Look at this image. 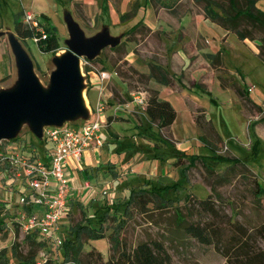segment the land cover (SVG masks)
I'll return each instance as SVG.
<instances>
[{
  "label": "rangeland",
  "instance_id": "obj_1",
  "mask_svg": "<svg viewBox=\"0 0 264 264\" xmlns=\"http://www.w3.org/2000/svg\"><path fill=\"white\" fill-rule=\"evenodd\" d=\"M129 1L123 2L124 8L128 3L129 7L127 12L121 15L120 22L114 25L98 17L94 11L89 13L79 2L67 3L66 7H59L57 13L51 8L47 12L50 21L46 22L56 27L59 37L58 47L54 51L39 50L32 39L25 41L19 39L33 63L35 74L45 87L49 84V75L55 67L53 57L68 48L65 44L68 38L63 19L65 12L73 15L86 36L94 35L103 27H108L111 36L120 37L122 46L118 51H112L109 47L103 49L97 59L87 65L90 68L88 72L84 69V58H81V72L85 83L83 93L87 107L92 112L88 118L97 117V102L103 100L105 102L103 113L106 118L104 127L108 128L107 120L111 117V121H114L113 128H109L108 131L111 132L110 134H116V137L109 142L103 140L100 146V152H102L100 157L92 156L91 159H84V170L79 179L77 178L79 172L74 173V170L69 168L67 175L71 185L70 191H76L81 206L77 205L70 209L66 216L67 219L60 223L64 234L59 235L62 239L63 235L65 238H73L71 229L73 225L93 222L97 217L94 216L95 211L100 214L102 209L109 207L110 211L105 214L102 221L104 236L87 238L84 233L79 236L84 259H88L87 253L90 250L100 251L103 259H107L109 255L116 253L117 241L121 242L120 248L124 246L130 249L139 241L156 240L162 243L171 255L172 264H223L225 258L213 245L202 244L183 233L178 223L181 218L188 221L198 220V218L205 219V215L201 216L193 209L190 199L205 198L209 194H212V199L224 214L225 219L218 222V225L224 229V237L231 233V225L229 222L227 224L226 220L237 221L252 233L254 228L264 222V193H259V189L256 188L259 184L261 186L259 188L264 189V64L257 54L242 43L234 33H227L219 24L205 19L202 25L207 30L208 37L214 41L210 45H216V50L220 52L226 69L223 70L222 65L217 67L212 64L214 71H219L217 74L220 78L216 76L214 84L206 87L203 85L201 87V82L190 85V81H185V78L181 76L178 83L174 82L175 90L181 89L184 85L186 90L183 94L189 95L190 98L185 99L186 109L175 104L178 117L172 131H170V126L159 128L155 123H151L152 129L149 136H143L138 130L135 134L136 124L141 122L143 118L141 113L144 114L145 110L134 104L129 105V110L115 109V106L119 104L116 100L114 101L115 106L111 109L108 104L112 98V90L116 88L124 98L122 103H127L130 100L129 92L160 89L163 85L154 81L145 84L133 79L131 87L127 84L130 80L126 81L114 70L119 67L127 72L128 65L133 64L136 69L147 72V63L150 61L160 63V60H163L154 53L149 56L148 52H156V43L152 36L144 40L151 31L144 22L156 29L165 30L162 36L168 57L173 51L182 55L180 52L182 45L178 40V31L156 21L150 9H144L145 0ZM164 1L171 2L168 0H154L152 4L148 2L156 16L161 10L169 12L187 8L200 11L193 0L170 3V7H167ZM136 5H139L138 14H136ZM258 6L264 10V0H260ZM18 12L17 0H0V31L3 32L0 36V89L13 87L18 77L10 40L11 35L15 34L14 19ZM26 13L32 14L38 21L45 22L39 11L33 9L23 12V21ZM136 15L143 17V25L132 34H128L131 26L127 22ZM190 19V15H186L183 18V24L185 25ZM224 35L227 38H223ZM101 66H104V69H101ZM99 70L108 71L111 81L107 84L96 83L99 85L98 89L94 85ZM113 72H116V76ZM115 77L125 87V92H122L121 88H118L119 84L113 81ZM244 77L248 78L250 84H247V80L244 81ZM220 79L233 80L246 86L248 96L260 105V110L250 106L244 99L240 98L238 101L231 89H223L220 86ZM165 95L163 96L170 98L174 103V94ZM195 104L203 107L201 108L204 109L206 118L208 116L211 119L219 138L216 137L214 131L207 128L201 131L195 126L196 123H189L188 108L193 117L196 114L195 110L200 108L195 107ZM111 112L113 115H110ZM127 115L131 120L124 117ZM78 121L74 120L69 124L74 126ZM171 132L179 142L174 139ZM159 134L168 141L167 144L160 140ZM199 134L204 135L205 139L201 140ZM15 138L13 142L1 141L0 150L5 146H19L25 142L33 143L35 147L41 148L40 139L33 135L27 125H23ZM186 146L188 148L184 150ZM25 149L28 150L27 147ZM176 154L182 156L178 164L174 158ZM191 155L202 156L203 160L194 161L185 173L184 166L189 164ZM215 156H235L240 160L232 164L228 160L218 161ZM90 167L93 173L87 174L85 168ZM2 168L0 164V201L4 203L1 215H8L9 218L0 230V264H20L35 247L26 238L29 233L25 232L15 219V214L20 210L18 205L19 189L21 190L18 182L20 180L14 176L8 178ZM114 174L118 177L115 182L112 179ZM85 181H89L90 185L80 187ZM158 184L166 187L164 196L173 199V202H165L164 205L158 207L160 200L156 199L153 204H148L144 212L129 205L124 210L125 201L130 196L131 190L149 189ZM77 187L81 188L80 191ZM187 195L190 198L189 201L185 199ZM110 236H113L114 243L110 241ZM34 237L36 242L41 243L38 246L35 245L37 246L35 264H44L46 261L52 264L62 262L63 247L51 246L52 243L45 240L46 243L39 233L33 234L31 239ZM258 244L264 249L262 241L258 240Z\"/></svg>",
  "mask_w": 264,
  "mask_h": 264
},
{
  "label": "trees",
  "instance_id": "obj_2",
  "mask_svg": "<svg viewBox=\"0 0 264 264\" xmlns=\"http://www.w3.org/2000/svg\"><path fill=\"white\" fill-rule=\"evenodd\" d=\"M147 1L152 4V1L154 0ZM168 1H171L170 3L173 4L181 0ZM259 1L260 0H193V3L198 6L205 19H209L219 24L227 31L233 32L241 41L248 40L254 42L257 47V56L264 63V10L258 7L257 3ZM165 3L164 4L167 5V7H170V3ZM41 17L45 20V22L42 20L38 21L42 32L39 29L26 24L23 21L22 13L16 14L14 19L15 34L22 41L36 38L37 47L41 51H54L58 47L59 37L57 29L55 26L46 22L48 20L47 16ZM141 25H143L142 21H137L128 29V34H132V32ZM109 48L112 51H118L122 48L121 42ZM96 59L97 57L92 60H85H87L89 64ZM99 63L101 62L99 61ZM88 64L84 65L86 72L90 70L87 66ZM101 69H104V66H101ZM127 69L126 72L118 67L114 71H116L119 76L126 79V81L129 79L130 82L128 81L127 84L131 87V80L133 79L145 84L154 81L157 84L167 86L173 85L174 82L177 81V77L170 74L167 69L157 61H150L148 63L147 72L138 70L132 65H128ZM232 87L241 99H244L250 106H254L260 110V105L256 104L247 96V88H240L234 83L232 84ZM140 91L146 93V105L144 110L149 122V125L143 130L150 132L152 129L150 123H155L159 128L169 127L176 117V111L172 104L159 97L158 89ZM111 96L112 100H116L118 103L124 102V98L116 88L112 90ZM195 112L196 114L193 119L198 129L203 131L207 128L208 130L214 131L216 137L219 138V134L217 132L215 133L211 121L206 118L204 109L197 108ZM110 120L111 117H109L107 121L109 122ZM159 137L164 144H167L168 141L165 138H162L160 134ZM15 139L16 138L13 140ZM200 139H205L204 135L201 134ZM207 146L209 147L208 144ZM181 157L182 156L176 154V157H174L176 164L180 163ZM203 157L206 158V156ZM215 158L221 162L227 160L231 161L232 164L238 163L240 160V158L235 156H215ZM197 159L203 160L202 156L191 155L189 157V164L184 166L185 173L189 166ZM259 187L261 186L257 184L256 188L259 189V193H264V189ZM165 189V186L158 184L149 189L141 188L131 190V194L124 204V210L129 205L144 212L147 210L148 204H153L156 202V199L160 200L158 207L164 205L163 203L165 202H173V199L164 196ZM185 199L189 201L190 198L187 195L185 196ZM190 201L193 204V209H195L199 215H205L206 218H198V220L194 221H188L181 218L178 224L183 233L196 239L202 244L213 245L225 258L223 264H264V249L258 244V240L264 243V222L254 228L252 233L241 223L226 220V223L228 224L229 222L231 225V233L224 237V229L218 225V222L225 219V217L219 205H217L212 199V194L207 195L205 198L194 197L193 199H190ZM3 207L4 203L0 201V230L4 227V224H6L7 219L9 218L8 215H1ZM109 211V207L102 209L100 214H98V211H95L94 216L97 217H95L94 222H83L71 227L73 238L65 239L63 243V259L59 264H172L171 255L164 248L163 244L156 240L139 241L130 249H127L124 246L120 248L121 242L117 241L115 245V248H117L116 253L109 255L107 259L104 260L101 252L98 250L88 251V259H84V256H82V246L79 241V236L82 233L86 234L87 238L104 236L102 221L105 214H108ZM11 217L12 216H10V218ZM33 234L36 233H30L26 238L34 244L33 247L35 248L30 250L27 257L22 260L20 264H35L34 258L37 253V246L41 243L36 242L35 237L31 239ZM112 237L113 236H110L109 239L114 243L115 240H113ZM44 264L52 263L46 261Z\"/></svg>",
  "mask_w": 264,
  "mask_h": 264
},
{
  "label": "built area",
  "instance_id": "obj_3",
  "mask_svg": "<svg viewBox=\"0 0 264 264\" xmlns=\"http://www.w3.org/2000/svg\"><path fill=\"white\" fill-rule=\"evenodd\" d=\"M24 22L42 32L38 20L32 14L26 13ZM32 40L37 42L36 38ZM84 62L88 64L85 59ZM97 76L102 84L110 78V73L99 70ZM130 104L144 108L146 93L133 91L130 100L127 103H119L115 109H128ZM104 105L103 100H98L97 117L84 120L78 127L68 122L61 126H45L41 148L25 142L19 146H5L0 150L2 171L6 172L8 178L14 176L20 180V210L15 214L16 222L29 234L39 233L44 241L51 242V246L55 248H62L66 239L64 235L63 239L59 235L64 233L60 223L68 210L71 190L65 172L66 165L69 161L81 162L83 153L88 148L102 145L101 130L106 123ZM4 141L13 142V139ZM87 186L89 184L85 182L84 187Z\"/></svg>",
  "mask_w": 264,
  "mask_h": 264
},
{
  "label": "crops",
  "instance_id": "obj_4",
  "mask_svg": "<svg viewBox=\"0 0 264 264\" xmlns=\"http://www.w3.org/2000/svg\"><path fill=\"white\" fill-rule=\"evenodd\" d=\"M17 1H18V9H19L18 13L23 14V12L25 10H28V9H33L34 11L37 10V11H39L40 16H47V19L49 21H50L49 14L47 12L51 8H52V10L55 9L56 13H57L59 10V7L63 8V7H66L67 3L79 2L83 8L85 7L87 9V11H89V13H93V11H94V13H96L98 15V17H100L102 19L104 18L111 25H114L115 23L120 22L121 15L125 14L127 12V8L129 7V3H128V5L124 8L123 2L125 0H17ZM257 5H258V3H257ZM136 7H137L136 14H138L139 5H136ZM146 8L150 9L151 14L156 21L166 24L168 27H170L174 31H178V40L181 42V45H182V47H181L182 51L180 49V52L182 53V55H179V52H177V51H173L172 55L170 57H168V53L166 51V44H165V41H164L163 36H162V33L165 30L163 28L162 29H156V28L152 27L148 23L144 22V20H142L143 19L142 16L140 17L139 15H136L133 18L129 19V21H128L129 23L127 22V24L129 26H132L137 21H142L151 30L149 35L147 37H145L144 40L146 38L152 36V38L155 39L156 52L155 51L148 52L149 56H151L154 53L157 56L162 57L163 60H160V63H162L161 65L164 66L170 74L177 77V81H176L177 83H178L179 78L181 76H183L185 78V81L186 80L188 82L190 81L189 82V83H191L190 85L196 84L198 82H201V84H200L201 87H202V85L205 87L209 86V85H213L215 82V77L216 76H217V78H220V77L217 74L219 71L218 70L214 71L212 64H214L217 67H220L222 65L223 70L226 68L224 66V62H223V59H222L220 52H218V50H216V45H214L215 47L210 45V44L214 43V41L208 37V34L206 32L207 30L204 29V27L202 25L203 21L205 20L202 13L200 11L197 12L195 10H188L187 8L186 9L183 8V9L177 10L176 12L175 11H169L168 12V10L166 12V11L161 10L157 13V16H156L155 13L153 12L152 8L149 7L148 1L145 0L144 9L146 10ZM18 13H16V14H18ZM186 15H190L191 19L188 20L187 23L184 25L183 24V18ZM226 32L230 33L227 30H226ZM223 38H227V36L224 35ZM241 42L244 43L245 45H247L248 47H250L252 49V51H254L257 54V47H256V44L254 42H251L248 40H244ZM147 67H148V63H147ZM138 70H140V69H138ZM113 74H114V76H116V72H113ZM241 76L243 78L242 74H241ZM96 81H95L94 86H96L99 89V85H96V83L97 84L100 83L98 76H96ZM109 81H111V76L108 80H105L104 83L107 84ZM113 81L115 83L119 84L120 87H118V88L119 89L121 88L122 92L126 91L125 87L119 83V80L116 77L113 79ZM185 81H184V83H185ZM244 81H246L247 84H250L247 77L246 78L244 77ZM181 82H182V78H181ZM233 83L236 84L240 88L246 87V86H242L240 83L235 82L233 80L225 81L223 79H220V82H219L220 86L223 89H231L235 93V95L237 96V99L239 101V99L241 97H239V95H237L234 88L232 87ZM174 86H175V84L170 85V86L163 85L162 88H160V89L157 88L159 91V97L161 99L169 101L176 111V117L169 127L170 131H172V128L175 125V121L178 117V109L175 106V104L180 105L181 107L186 109L187 108V102L185 99L190 98L189 95L183 94L184 91L186 90L184 85L181 86V89H179V90L178 89L175 90L176 88ZM188 87L190 88L191 86H188ZM132 93H133V91L129 92V98H131ZM165 94H168V95L174 94V103L170 98L164 97V96H166ZM177 98H178V100H177ZM106 103H108V101ZM109 104H108V106H110L111 109L113 106H115L114 105L115 102H114V100H112V98L110 99ZM194 106L195 107L198 106L200 108L202 107L201 105H198V104H195ZM240 106H241V102H240ZM139 107H141V106H139ZM129 109L130 108H128V110ZM141 109L144 110L143 107H141ZM242 111H243V109H242ZM188 112H189V118H188L189 123L195 124L190 108H188ZM89 113L91 114L90 109H89ZM144 114H145V112H144ZM144 114L141 113V117H143V118H141V122L139 121V123L136 124L137 126L135 127L136 128L135 134H137L136 132L138 130L140 134H143V136H145L146 134L149 135L148 131L143 130L147 125H149L146 114L145 115ZM110 115H113V112H111ZM117 115H122V114H117ZM124 117L127 119H130L129 115L124 116ZM207 119H209L211 121V119L208 116H207ZM78 120L79 121L76 123V125H74L76 127L81 125L82 122L84 121L83 119H78ZM113 122H114L113 120L112 121L110 120L108 122V128L103 127L101 130V137L104 140V142H106V141L109 142L112 138L116 137V134H110L111 132L108 131L109 128L110 129L113 128ZM211 123H212V121H211ZM171 134H172V132H171ZM200 135L201 134H199V136ZM172 136H173V134H172ZM174 139L177 142H179L178 139H176L175 137H174ZM177 144H180V143H177ZM187 148L188 147L186 146V148L184 150H186ZM100 153L102 154V152H100V147L88 148L83 153L81 162L77 163V162L69 161V163L66 165V168H65L66 175H67V173L69 174V170H70L69 168H72L74 170V173L79 172V174L77 175V178L79 179L80 175H82L81 172L84 170V165H85L84 159L85 158H86V160L91 159L90 157H92V156L100 157L101 156ZM91 169H92V167L85 168V172L87 174L93 173L92 172L93 170L91 171ZM68 178H69V176H68ZM117 178L118 177L115 174L112 176V179L114 180V182ZM85 182H88V184L90 185L89 181H85ZM84 183L80 187H83ZM80 187H77V190L80 191V189H81ZM73 188L74 187H72V189ZM70 194H74V195L73 196L70 195V199H69V203H68V210H67L66 214L63 216L62 220L67 219L66 216L69 213L70 209H73L77 205L81 206L79 197L76 195V191L74 192L72 190V192L70 191ZM114 210H115V208H114ZM61 230L64 232V229L62 227H61ZM66 239H68V238H66Z\"/></svg>",
  "mask_w": 264,
  "mask_h": 264
},
{
  "label": "water",
  "instance_id": "obj_5",
  "mask_svg": "<svg viewBox=\"0 0 264 264\" xmlns=\"http://www.w3.org/2000/svg\"><path fill=\"white\" fill-rule=\"evenodd\" d=\"M63 16L68 32L65 40L68 48L53 57L55 67L46 87L35 74L33 63L17 35H11L18 77L13 87L0 89V142L14 139L23 125H27L42 142L45 126H61L78 119H89L83 93L85 83L81 58H96L104 48L117 45L120 37L111 36L108 27L86 36L70 12H65Z\"/></svg>",
  "mask_w": 264,
  "mask_h": 264
}]
</instances>
